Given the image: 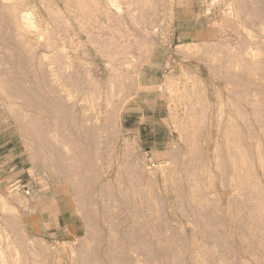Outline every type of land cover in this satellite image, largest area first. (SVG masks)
Returning a JSON list of instances; mask_svg holds the SVG:
<instances>
[{"label": "rangeland", "instance_id": "1", "mask_svg": "<svg viewBox=\"0 0 264 264\" xmlns=\"http://www.w3.org/2000/svg\"><path fill=\"white\" fill-rule=\"evenodd\" d=\"M0 264H264V0H0Z\"/></svg>", "mask_w": 264, "mask_h": 264}, {"label": "bare ground", "instance_id": "2", "mask_svg": "<svg viewBox=\"0 0 264 264\" xmlns=\"http://www.w3.org/2000/svg\"><path fill=\"white\" fill-rule=\"evenodd\" d=\"M18 36V35H17ZM54 49V48H53ZM64 55V54H63ZM231 76H233V75H231ZM241 90V89H240ZM235 91H236V89H235ZM87 92V91H86ZM230 95H232V94H230ZM239 115V114H238ZM245 160V159H244ZM216 167V166H215ZM4 259V258H3Z\"/></svg>", "mask_w": 264, "mask_h": 264}]
</instances>
